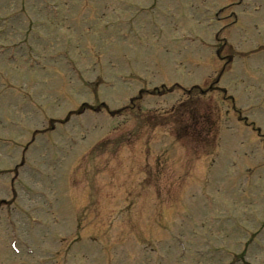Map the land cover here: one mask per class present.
I'll use <instances>...</instances> for the list:
<instances>
[{"label": "rangeland", "instance_id": "374dc122", "mask_svg": "<svg viewBox=\"0 0 264 264\" xmlns=\"http://www.w3.org/2000/svg\"><path fill=\"white\" fill-rule=\"evenodd\" d=\"M42 2L0 0V264H264V0Z\"/></svg>", "mask_w": 264, "mask_h": 264}, {"label": "trees", "instance_id": "16d2710c", "mask_svg": "<svg viewBox=\"0 0 264 264\" xmlns=\"http://www.w3.org/2000/svg\"><path fill=\"white\" fill-rule=\"evenodd\" d=\"M196 90V89H195ZM201 91V90H200ZM201 93H204L203 91H201ZM197 96V94L196 95H194V97H196ZM186 111L188 112L189 111V108L188 109H186ZM207 117H209V119H208V122L211 124V125H213L214 124V122L212 121V119H211V117L210 116H207ZM150 123V122H149ZM150 124H152V123H150ZM183 130H182V134H184L185 133V131H186V127L185 128H182Z\"/></svg>", "mask_w": 264, "mask_h": 264}]
</instances>
